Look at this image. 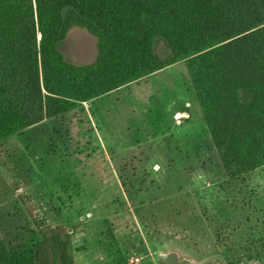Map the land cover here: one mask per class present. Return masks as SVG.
<instances>
[{
    "label": "rangeland",
    "instance_id": "374dc122",
    "mask_svg": "<svg viewBox=\"0 0 264 264\" xmlns=\"http://www.w3.org/2000/svg\"><path fill=\"white\" fill-rule=\"evenodd\" d=\"M58 51L77 69L101 58L77 24ZM54 234L73 264H264V167L227 177L181 61L0 141L7 248L55 264Z\"/></svg>",
    "mask_w": 264,
    "mask_h": 264
},
{
    "label": "trees",
    "instance_id": "16d2710c",
    "mask_svg": "<svg viewBox=\"0 0 264 264\" xmlns=\"http://www.w3.org/2000/svg\"><path fill=\"white\" fill-rule=\"evenodd\" d=\"M72 24L99 40L91 67L58 51ZM181 61L227 177L263 168L264 0H0V141ZM49 241L55 264L74 263L69 238ZM0 264H37L34 246L0 235Z\"/></svg>",
    "mask_w": 264,
    "mask_h": 264
},
{
    "label": "water",
    "instance_id": "95a60500",
    "mask_svg": "<svg viewBox=\"0 0 264 264\" xmlns=\"http://www.w3.org/2000/svg\"><path fill=\"white\" fill-rule=\"evenodd\" d=\"M40 39H41V35L39 34V41H40ZM168 261H169V264H180V263H178V262L176 261V259H175L174 257H170V258L168 259ZM182 264H187V263H182Z\"/></svg>",
    "mask_w": 264,
    "mask_h": 264
},
{
    "label": "crops",
    "instance_id": "0c3cea01",
    "mask_svg": "<svg viewBox=\"0 0 264 264\" xmlns=\"http://www.w3.org/2000/svg\"><path fill=\"white\" fill-rule=\"evenodd\" d=\"M150 77V76H149ZM143 80V79H142ZM141 81V80H140ZM137 82H139V81H137ZM137 82H135V83H137ZM131 85V84H130ZM129 85V86H130ZM125 88V87H124ZM123 88H121L120 90H122ZM120 90H118V91H120ZM117 92V91H116ZM111 93H113V92H111ZM46 121V120H45Z\"/></svg>",
    "mask_w": 264,
    "mask_h": 264
}]
</instances>
